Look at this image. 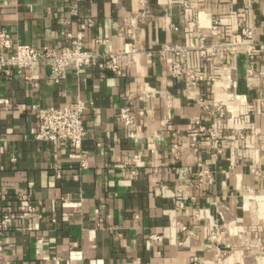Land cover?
<instances>
[{"label":"crops","instance_id":"1","mask_svg":"<svg viewBox=\"0 0 264 264\" xmlns=\"http://www.w3.org/2000/svg\"><path fill=\"white\" fill-rule=\"evenodd\" d=\"M182 3L0 0V32L15 44L71 47L80 35L87 51L140 52L122 76L69 68L54 83L36 64L29 81L0 78L8 101L0 106V264H264V81L246 75L251 68L264 76V0ZM214 19L223 23L214 28ZM240 24L254 32L249 50L187 58L205 78L233 82L232 95L205 82L191 92L170 75L172 56L158 54L168 43L193 45L195 30L208 42L249 45ZM197 97L222 104L230 120L212 122ZM77 100L86 106L81 146L37 141L32 107ZM122 107L143 112L134 127L119 123ZM195 120L215 128L218 147L194 132ZM204 169L213 183L199 186ZM154 235L160 240L150 245Z\"/></svg>","mask_w":264,"mask_h":264},{"label":"built area","instance_id":"2","mask_svg":"<svg viewBox=\"0 0 264 264\" xmlns=\"http://www.w3.org/2000/svg\"><path fill=\"white\" fill-rule=\"evenodd\" d=\"M191 2L192 0H183L182 7H190ZM222 23L223 21L220 19L212 20L214 28ZM239 35L245 41H250L251 44L236 45L229 42L213 40L208 42L206 36L195 30V41L193 45L185 46L178 42L168 43L160 48L158 54L161 58H166L167 55L172 56V59L168 60L170 75L173 78L183 79L191 92L196 90L200 83L205 82L213 88H223L232 95L234 89L233 82L221 86L215 77L205 78L195 69L187 65V58L191 52H194L202 61L215 60L223 55L228 58H234L238 55L240 49L244 48L247 51L253 44L254 32L252 29L240 24ZM94 43L97 47L103 44L100 38L96 39ZM261 47V58L264 63V43L261 44ZM139 55L140 52L133 47L126 49L123 53L116 54L87 51L83 48L80 35L75 37L73 46L71 47L59 45L55 47L44 46L42 48H34L26 44H15L7 33L0 32V78L15 74L29 81L31 80L29 72L36 64H43L49 69L50 78L54 83H59L64 80L69 68L76 71L96 68L102 73L110 72L116 76H122L123 67H130L132 64H135ZM146 55L151 57L152 53L147 52ZM121 59L125 61L123 65L121 64ZM215 66L217 67L218 65L215 64ZM246 75L249 78L258 77L264 81V76L257 74L251 68L247 69ZM195 100L200 110L205 112L212 122L226 124L230 120L231 116L222 104L210 105L198 97ZM7 105V100L0 99V106ZM85 110V103L81 100L59 108L33 106L32 112L36 122V140L43 143L67 144L73 148L80 147L87 137V130L84 123ZM142 115L143 112L134 114L127 107H122L119 109L117 117L123 127L131 128L135 126L137 116ZM193 127L196 134L207 135L213 145L219 146L221 141L215 128H206L201 124L200 120H195ZM237 137L241 141L244 139V135L241 133L237 134ZM174 148L177 150L176 146ZM217 150L220 153L222 148L219 147ZM212 183L213 177L211 173L207 169H204L198 176L199 186L211 185ZM5 228V222H1L0 229ZM220 233L218 227L211 229L212 238H215ZM159 240L160 237L154 235L149 238V243L153 245L159 242ZM251 246L252 244L248 243V248ZM1 250L0 247V252ZM218 252L219 249L216 248V259L220 260L221 258Z\"/></svg>","mask_w":264,"mask_h":264}]
</instances>
